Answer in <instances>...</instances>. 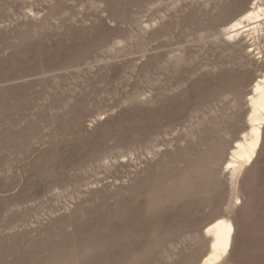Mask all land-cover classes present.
<instances>
[{
  "label": "rangeland",
  "instance_id": "obj_1",
  "mask_svg": "<svg viewBox=\"0 0 264 264\" xmlns=\"http://www.w3.org/2000/svg\"><path fill=\"white\" fill-rule=\"evenodd\" d=\"M254 4L0 0V264H200L219 216L236 229L209 264H264V122L228 168L264 13L223 29Z\"/></svg>",
  "mask_w": 264,
  "mask_h": 264
},
{
  "label": "bare ground",
  "instance_id": "obj_2",
  "mask_svg": "<svg viewBox=\"0 0 264 264\" xmlns=\"http://www.w3.org/2000/svg\"><path fill=\"white\" fill-rule=\"evenodd\" d=\"M238 12L239 14L233 17L224 26L223 34L227 37H237L242 34V29L246 26L244 23H256L264 13V8L259 4H254L252 7L244 6L240 8ZM256 27H258V24L254 25L252 29ZM248 102L249 127L243 138L236 142L231 160L228 163V168L233 177L240 173L239 171H241L245 163L254 161L262 143L264 122V74L258 76L254 80L252 88L249 91ZM235 229L234 222L226 216H219L211 220L205 226V234L210 237V249L200 264L220 263L230 253Z\"/></svg>",
  "mask_w": 264,
  "mask_h": 264
}]
</instances>
